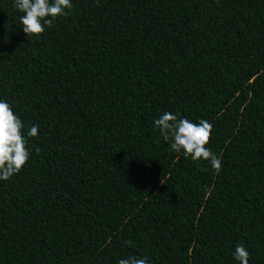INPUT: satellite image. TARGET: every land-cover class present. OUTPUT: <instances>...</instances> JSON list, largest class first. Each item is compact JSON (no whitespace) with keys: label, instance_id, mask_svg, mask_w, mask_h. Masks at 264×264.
I'll use <instances>...</instances> for the list:
<instances>
[{"label":"trees","instance_id":"16d2710c","mask_svg":"<svg viewBox=\"0 0 264 264\" xmlns=\"http://www.w3.org/2000/svg\"><path fill=\"white\" fill-rule=\"evenodd\" d=\"M72 4L26 35L0 0V98L38 128L0 181V264H264V0ZM162 111L212 124L219 173Z\"/></svg>","mask_w":264,"mask_h":264},{"label":"clouds","instance_id":"9594fccd","mask_svg":"<svg viewBox=\"0 0 264 264\" xmlns=\"http://www.w3.org/2000/svg\"><path fill=\"white\" fill-rule=\"evenodd\" d=\"M21 30L26 35H39L58 17H64L73 7L72 0H13ZM153 129L168 143L170 151L183 155L193 162L205 161L219 173L222 157L208 146L212 124L206 119L192 121L177 112L162 111L152 121ZM35 124L24 129L19 115L4 98H0V181H7L17 174L29 160L28 137H35ZM210 194L211 189H207ZM232 257L238 264H249L250 253L243 244L233 246ZM117 264H151L147 255L129 256L117 260Z\"/></svg>","mask_w":264,"mask_h":264}]
</instances>
